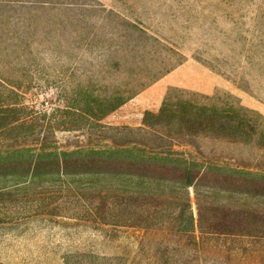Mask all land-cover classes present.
I'll use <instances>...</instances> for the list:
<instances>
[{"label":"trees","instance_id":"1","mask_svg":"<svg viewBox=\"0 0 264 264\" xmlns=\"http://www.w3.org/2000/svg\"><path fill=\"white\" fill-rule=\"evenodd\" d=\"M83 5L80 0H0V26L19 25L14 18L18 12ZM251 6L258 45L251 40L248 45L252 49L246 47L242 55L246 66L256 62L262 77L264 0H252ZM228 9L244 12L246 0H229ZM127 24L133 35L129 49L132 64L144 63L156 52L155 47L170 56L181 52L158 32ZM138 34L148 38L146 44L136 40ZM9 66L0 62V180L12 177L19 185L30 186L41 176L56 175L74 182L88 177L98 190L99 224L142 232L134 253L107 256L81 252L67 257L65 264H227L237 255L236 250L221 245L218 237L248 238L254 243L264 240V209L220 197L203 199L200 194L201 189H208L229 198H264V126L256 111L234 99L224 102L205 97L203 101L194 94L167 95L158 112H146L141 127L107 126L102 120L132 100L136 90L105 96L88 91L71 98L58 94L56 107L39 113L25 104L27 93L20 86L1 76ZM210 67L218 69L213 64ZM218 72L227 76V71ZM239 77L240 87L249 91L242 84L244 75ZM218 99V104L211 102ZM60 117L70 122L60 121ZM80 120L83 123H77ZM58 127L83 133L86 148L58 153L49 144L50 132ZM191 188L196 193L197 215ZM257 251L252 248L242 254L252 256Z\"/></svg>","mask_w":264,"mask_h":264},{"label":"rangeland","instance_id":"2","mask_svg":"<svg viewBox=\"0 0 264 264\" xmlns=\"http://www.w3.org/2000/svg\"><path fill=\"white\" fill-rule=\"evenodd\" d=\"M80 1L87 6L18 12L14 18L19 25L0 26L3 44L0 62L12 65L2 70L1 76L27 93L24 99L27 106H33L39 113L51 112L60 100L58 94L71 98L88 91L105 96L136 90L134 100L175 69L153 82L156 77L181 62L180 66L188 67V87L171 86L162 92L147 93L135 103L130 100L129 107L109 114L102 123L141 127L146 112H158L167 95L194 94L203 101L205 97L224 102L234 99L260 114L264 126V75L260 77L256 62L246 66L242 55L246 54V47L252 49L248 45L251 40L258 45L251 16L252 0H246L244 12L237 9L235 13L228 9L229 0ZM230 13L233 22L229 20ZM242 16L247 19H241ZM127 23L158 32L181 52L170 56L155 47L156 52L144 63L132 64L129 49L133 35ZM5 38L12 40L2 42ZM135 38L142 44L148 41L139 34ZM27 43L31 45L28 47ZM208 64L218 69L213 70ZM218 70L227 71V76ZM243 75L242 84L249 91L238 83ZM171 80H163L161 86ZM219 99L211 102L218 104ZM61 128L49 134V144L58 153L86 148L83 133L64 132ZM8 179L0 180L1 263L65 264L67 257L81 252L107 256L136 252L142 237L140 230L114 229L97 221L98 190L90 178H76L74 182L56 175L41 176L30 186L19 185L12 177ZM200 194L203 199L220 197L264 209V198H229L208 189H201ZM190 197L197 215L194 188L190 189ZM217 241L230 251L236 250L237 255L227 264H264V240L254 243L248 238L218 237ZM252 248L258 250L254 255L242 254Z\"/></svg>","mask_w":264,"mask_h":264},{"label":"crops","instance_id":"3","mask_svg":"<svg viewBox=\"0 0 264 264\" xmlns=\"http://www.w3.org/2000/svg\"><path fill=\"white\" fill-rule=\"evenodd\" d=\"M187 70H188V67L186 65L178 67V69H175V71H172L167 76H165L162 80L158 81V83L152 89L147 90L146 92L139 95L136 99L132 100V103L140 101L141 99H143L145 97V95L147 93H151L152 91H161L162 92V91H164V89L171 87V86L188 87V85L186 84V82H188V79H189L187 77V73H188ZM170 79H172V80L169 81L168 84H166L165 86H161V83L163 80H170ZM191 88L194 90H200L198 87H191ZM129 105H130V103H127L124 106H122L121 108L122 109L127 108V107H129Z\"/></svg>","mask_w":264,"mask_h":264}]
</instances>
